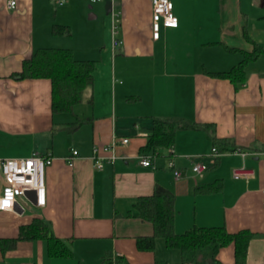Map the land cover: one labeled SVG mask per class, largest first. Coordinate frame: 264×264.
<instances>
[{
  "label": "crops",
  "instance_id": "0c3cea01",
  "mask_svg": "<svg viewBox=\"0 0 264 264\" xmlns=\"http://www.w3.org/2000/svg\"><path fill=\"white\" fill-rule=\"evenodd\" d=\"M172 2L178 27H162L156 41L151 0H19L15 10L0 0V160L35 152L54 158L46 169L45 207H37L29 193L21 200L23 213L0 212V239L16 238L22 225L40 217L74 253L72 259H51L45 242H21L6 254L0 249V264H98L108 252L125 264L180 263L181 252L163 239L154 252L137 248L136 238L152 236L153 228L136 216L134 204L152 195L156 184L176 196L178 234L195 226H224L231 234L248 230L258 236L246 264H264V55L248 65L247 82L238 90L208 74L230 71L243 60L227 49L264 47V0ZM55 24L70 27L71 35L53 36ZM41 48H68L76 59L96 62L94 85L75 115L52 114L50 80L11 78ZM155 118L211 124L218 138L235 141L237 153L216 156L207 132L181 130L171 155L159 150L145 167L140 149ZM77 119L87 122L74 133L63 130ZM115 135L129 138L128 145L116 149L113 163L96 169L98 157L112 156L105 149ZM74 151L79 155L70 166ZM170 160L182 172L180 180ZM198 163L209 166L203 178L192 172ZM242 166L255 177L236 179L233 170ZM218 180L222 192L195 194L198 185ZM2 187L0 168V193ZM217 259L235 264L234 245Z\"/></svg>",
  "mask_w": 264,
  "mask_h": 264
},
{
  "label": "trees",
  "instance_id": "16d2710c",
  "mask_svg": "<svg viewBox=\"0 0 264 264\" xmlns=\"http://www.w3.org/2000/svg\"><path fill=\"white\" fill-rule=\"evenodd\" d=\"M52 35L56 37L71 35L68 26L55 24ZM246 39L252 41L245 33ZM230 53H240L243 60L230 71L208 73L214 78L228 80L238 90L248 79L246 68L264 55V47L254 44L252 52L227 49ZM96 62L78 60L68 48H41L23 61L22 70L11 75L15 81L47 79L51 82V110L53 115H75V109L84 99L85 91L94 85ZM140 98L131 97L137 101ZM87 121L77 119L63 128L74 133ZM181 130L205 131L213 139L218 153H234L237 146L230 138H218L211 124L192 122L184 118H155L150 129L147 144L140 154L155 156L159 150L171 155L176 135ZM219 160V159H217ZM216 160L213 168L218 165ZM224 183L218 180L210 184H201L195 188V194L212 195L223 191ZM176 196L170 190L156 184L150 196L140 197L134 204L136 216L153 228L152 236L137 237V248L142 252H154L158 239H163L170 250L180 251L182 261L177 264H219L218 254L224 248L234 245L235 264H246L251 241L258 235L248 230L231 234L226 227H193L183 234L175 229ZM128 216H133L129 213ZM43 241L51 259H72L74 253L67 243L58 238L50 222L36 217L31 223L22 225L16 238L0 239L3 254L16 250L21 242ZM81 264V263H80ZM98 264H125L124 259L108 252ZM155 264H170L156 262Z\"/></svg>",
  "mask_w": 264,
  "mask_h": 264
},
{
  "label": "built area",
  "instance_id": "2783aa9c",
  "mask_svg": "<svg viewBox=\"0 0 264 264\" xmlns=\"http://www.w3.org/2000/svg\"><path fill=\"white\" fill-rule=\"evenodd\" d=\"M8 10H15L18 6L19 0H5ZM63 3V2H60ZM152 3V37L154 40H159L161 35V28H176L178 27V19L174 16V4L172 0H151ZM117 30L114 28L113 45L115 48L120 47L121 41L116 37ZM129 143V138L119 137L115 135L112 143L105 151L111 152L110 158L98 157L95 160V168L102 170L105 163H113L116 154L115 151L119 146H126ZM239 152V151H238ZM94 153H98V149H94ZM212 153L220 156L217 148H213ZM237 153V151H236ZM245 156V153L239 152ZM78 151L73 152L72 158L67 159L70 166L73 165V157L78 156ZM51 154L42 155L38 152L33 153L27 158H7L0 160V168L3 177V187L0 193V212L15 211L18 204L23 210L24 205L21 199L27 198L29 193H34L35 205L37 207H45L46 205V169L53 162ZM152 156H142V165L145 167L152 166ZM168 167L172 170L176 180H180L182 172L176 168L173 160L169 161ZM209 166L203 163L195 164L192 167L194 175L203 178L208 171ZM233 176L236 179H253L255 174L248 170L245 166L233 170ZM264 195V189L262 190Z\"/></svg>",
  "mask_w": 264,
  "mask_h": 264
},
{
  "label": "water",
  "instance_id": "95a60500",
  "mask_svg": "<svg viewBox=\"0 0 264 264\" xmlns=\"http://www.w3.org/2000/svg\"><path fill=\"white\" fill-rule=\"evenodd\" d=\"M15 211L16 212H20V213H23L24 212V210L18 204L15 207Z\"/></svg>",
  "mask_w": 264,
  "mask_h": 264
},
{
  "label": "rangeland",
  "instance_id": "374dc122",
  "mask_svg": "<svg viewBox=\"0 0 264 264\" xmlns=\"http://www.w3.org/2000/svg\"><path fill=\"white\" fill-rule=\"evenodd\" d=\"M65 117H69V118H70V115H66ZM61 135H63V137H69V138H71V136L68 135V134H61ZM66 135H67V136H66ZM58 137H60V136H58ZM21 200H23V199H21ZM23 202H24V201H23ZM24 204H25V205H28L27 202H24Z\"/></svg>",
  "mask_w": 264,
  "mask_h": 264
}]
</instances>
